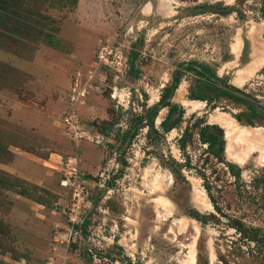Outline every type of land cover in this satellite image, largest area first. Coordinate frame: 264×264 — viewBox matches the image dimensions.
<instances>
[{"label": "rangeland", "instance_id": "374dc122", "mask_svg": "<svg viewBox=\"0 0 264 264\" xmlns=\"http://www.w3.org/2000/svg\"><path fill=\"white\" fill-rule=\"evenodd\" d=\"M189 60L238 89L261 113L255 125L238 122L248 109L227 98L189 100L192 72L168 97L180 123L164 131L161 106L148 121ZM74 77L90 83L75 105L90 139L74 140L59 119ZM262 116L264 0H0V264H264ZM196 117L222 127L239 192L195 128L178 148ZM73 158L84 191L69 216L59 179ZM231 217L257 226L261 243L240 238Z\"/></svg>", "mask_w": 264, "mask_h": 264}, {"label": "trees", "instance_id": "16d2710c", "mask_svg": "<svg viewBox=\"0 0 264 264\" xmlns=\"http://www.w3.org/2000/svg\"><path fill=\"white\" fill-rule=\"evenodd\" d=\"M178 67L179 68L174 70L170 82L162 88V93L159 97L158 102L155 105L151 106L150 109L144 113V116L148 118V121H150L158 106L165 107V116L160 121V126L164 131L176 127L181 121L183 108L179 104L171 102L168 97L171 94L174 86L178 83L179 79L182 75H184L185 72H192L198 78L194 80V82L188 83L187 98L189 100H200L210 106L213 105V102L217 98H227L236 104L244 105L248 109L247 113L245 114L244 120L241 121L238 117L235 116L236 120L241 124L254 126L256 123L254 121L260 118L261 113L258 111V109H256V107L252 103H250L249 100H247L243 95L239 94L240 92L238 89L231 88V86H228L229 84H226L224 86L223 77L218 76L207 63L189 60L181 62ZM140 117L141 116L138 117L139 125V120L141 119ZM138 127L139 126H136L135 129H137ZM189 127H193L196 129L195 134L197 135V139L199 140V142L204 144L205 152L212 156L217 162L225 165L227 172L232 177L233 185L235 186L236 191L239 192L238 189H240L241 186L240 168L233 163L225 161L223 158L222 152L224 147V140L222 127L220 128L217 124H210L196 117L190 124L184 126L180 136L177 138V146L179 149H184L188 140L191 139V135L189 134ZM135 129L131 132L127 131L126 133H124L122 135V141L127 137L128 139L132 137L134 135ZM146 136H148V132L146 133ZM171 163L172 165L170 166V170L175 176V173H179V171L173 168V164H179H177L172 159ZM182 166L190 167L189 160L186 159L185 164H182ZM197 171L199 176L204 181L205 176L202 171ZM261 176L264 175L262 174ZM203 183V187L207 192L208 199L211 202L213 208L215 209V211L220 212V208L217 206L213 195L210 193L209 184L206 181H204ZM186 213L188 216L202 224H205L207 222L206 215H201L195 210H189ZM228 220V226L236 230L240 238H245L247 240L253 241L255 244L261 243L262 239L260 235V229L257 226L244 224L240 218L236 217H231L230 219L228 218ZM83 223L85 225V221H83ZM84 225L82 229H84Z\"/></svg>", "mask_w": 264, "mask_h": 264}, {"label": "built area", "instance_id": "2783aa9c", "mask_svg": "<svg viewBox=\"0 0 264 264\" xmlns=\"http://www.w3.org/2000/svg\"><path fill=\"white\" fill-rule=\"evenodd\" d=\"M102 57L99 56V59ZM104 60L107 58H103ZM100 61V60H99ZM90 83L88 81L81 82L79 78L74 77L73 80L70 82L68 90L65 93L66 97V108L65 111L59 117L63 127L65 128L66 132L74 137V140L77 138L85 136L86 138L90 139V135H87V132L84 131L83 124L77 117V113L75 112V105L77 103H82L84 97L86 95V91L89 88ZM98 135H94L96 138ZM67 164L70 167H66L65 170L62 172V177L59 179L60 186L67 188L70 198V206L68 210L70 211L69 216L74 214V209L78 208V199L80 198V194L84 191V187L81 186V181L78 178L77 171L75 170L76 162L73 158L70 162V159L66 160Z\"/></svg>", "mask_w": 264, "mask_h": 264}, {"label": "bare ground", "instance_id": "6f19581e", "mask_svg": "<svg viewBox=\"0 0 264 264\" xmlns=\"http://www.w3.org/2000/svg\"><path fill=\"white\" fill-rule=\"evenodd\" d=\"M257 130H258V129H256V131H257ZM263 132H264V131H263ZM248 134H249V133H248ZM223 138H224V135H223ZM230 146H231V144H230ZM233 156L235 157L234 160L238 162V161H239V157H236L235 155H233Z\"/></svg>", "mask_w": 264, "mask_h": 264}, {"label": "crops", "instance_id": "0c3cea01", "mask_svg": "<svg viewBox=\"0 0 264 264\" xmlns=\"http://www.w3.org/2000/svg\"><path fill=\"white\" fill-rule=\"evenodd\" d=\"M62 187V186H61ZM62 188H64V187H62Z\"/></svg>", "mask_w": 264, "mask_h": 264}, {"label": "water", "instance_id": "95a60500", "mask_svg": "<svg viewBox=\"0 0 264 264\" xmlns=\"http://www.w3.org/2000/svg\"><path fill=\"white\" fill-rule=\"evenodd\" d=\"M248 126V125H247Z\"/></svg>", "mask_w": 264, "mask_h": 264}]
</instances>
